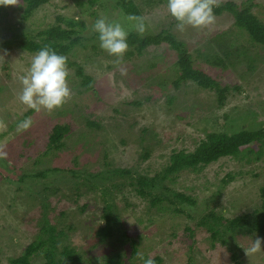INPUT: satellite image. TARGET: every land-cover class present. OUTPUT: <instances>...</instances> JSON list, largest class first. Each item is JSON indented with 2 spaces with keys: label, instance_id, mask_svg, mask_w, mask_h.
<instances>
[{
  "label": "rangeland",
  "instance_id": "obj_1",
  "mask_svg": "<svg viewBox=\"0 0 264 264\" xmlns=\"http://www.w3.org/2000/svg\"><path fill=\"white\" fill-rule=\"evenodd\" d=\"M218 1L225 0H213V3ZM231 1L241 4L246 0ZM253 2L256 6L252 12L264 22V0ZM14 3L0 7L9 12L11 23L22 22L33 31L55 22L57 15L83 19L85 37L94 32L92 25L100 17L120 23L127 32L137 31V24L143 23L142 34L173 22L167 0L145 9L141 21L119 14V10L112 7L114 0H102L99 6H91L87 0H48L24 21H20L24 0H14ZM233 22L229 13H223L214 14L213 23L203 27L185 26L184 31H179L176 23L171 28L189 51L201 48L210 36L226 30L240 51L251 59L255 66L251 72L247 69L250 62L240 56H234L233 65L225 69L200 60L196 62L222 86H228L222 106L218 105L214 90H195L190 84L176 90L169 80L159 85V80H165L167 68L176 59L175 52L166 44L149 47L141 56L127 58L124 53L117 59L104 50L93 54L90 41L83 53L78 48L77 55L69 57L93 78L94 88L81 86L75 67L67 66V82L72 95L50 112L41 108L26 115L30 108L18 98L22 91L20 78L27 74L35 54L0 48V264H10L9 259L19 256L25 245L46 238L40 222L42 198L49 205L46 217L57 229L65 228L60 241L69 243L82 254L81 264H103L105 256L117 251L131 257L135 264H144L143 257L153 261L159 257L161 261L154 264H236L232 251L219 240H212L209 233L195 228L192 237L189 236L185 227H192L193 219L149 208L131 187L111 188L117 183L115 180H106L97 187L95 181L98 179L91 180L89 175L91 181L79 180L78 190L73 185L76 179L68 171L62 177L61 173H56L34 178V182L30 180L32 177L21 183L18 181L24 173L62 165L92 173L106 167H130L135 171L131 176L134 179L138 174L153 175L167 163L172 150L192 151L205 137L204 128L233 133L250 124L243 116L250 119L254 112L255 118L264 119V46L254 44ZM6 26L2 20L0 42L9 36ZM153 61L157 67L149 68ZM138 71L142 76H138ZM235 85L239 90H235ZM168 93L179 99L170 106L165 103ZM137 100L140 104H133ZM25 119L31 120L30 126L20 128V122ZM87 119L98 122L101 128L87 126ZM213 119L217 124L214 127L211 125ZM57 123L69 124L71 134L64 140V149L55 151L54 156H46L43 152L49 132ZM91 140L89 146L87 141ZM260 146L264 150V144L254 147ZM145 148L151 150L148 158L142 157ZM227 174L232 178H227ZM56 176L61 180L55 181ZM167 185L196 200L195 205L186 206L192 216H200L211 209L228 218L242 215L261 205L264 155L249 164L230 157L220 158L199 172H182L175 182L168 181ZM102 189L108 192L107 202L113 204L112 211L120 218L121 232L131 229L139 233L132 237L136 241L134 255L127 242L119 244L112 238L116 247L109 246L95 234L97 228L105 224ZM34 191L38 192L40 201ZM256 238L264 240V236L257 234L238 236L234 243L239 249L236 250L238 264H264V250H251ZM43 261L44 255L40 252L32 257L30 264Z\"/></svg>",
  "mask_w": 264,
  "mask_h": 264
},
{
  "label": "trees",
  "instance_id": "obj_2",
  "mask_svg": "<svg viewBox=\"0 0 264 264\" xmlns=\"http://www.w3.org/2000/svg\"><path fill=\"white\" fill-rule=\"evenodd\" d=\"M47 1L48 0H24L20 21H24L32 16L33 13L40 9ZM101 1L102 0H87L91 6H99ZM80 2L81 4L84 3L83 1ZM161 2H163V0H143L141 3L136 2V0H114L112 7L118 9L120 12L119 14H122L123 17L135 18L141 21L145 9L157 6ZM254 6H256V3H254L253 0H246L241 4L231 0L218 1L213 3V13L215 15L229 13L234 20L233 24L235 28L238 29L240 33L246 34L254 44L264 46V22L252 12ZM8 13L6 8L0 7V22L2 20L6 22L7 26L5 30L9 35L7 39L0 42V48L5 51L16 48L36 54L40 49L48 47L58 54L67 57V66L75 67L76 75L81 79V86L85 89L94 88L93 78L86 75L84 68L69 57L70 55L76 56L78 48H81L82 52L90 41L92 42L90 49L93 54H97L103 50L99 46L97 33L93 32L88 37L83 35L86 30L85 21L83 19L78 16L63 17L57 15L55 22L53 21L43 29L33 31L28 30L22 22L11 23L13 20L8 19L10 17ZM172 21L173 22L166 27L159 29L157 26L153 27V32L145 34L129 30L127 37L129 47L125 52L126 57L141 56L149 47L166 44L168 49L175 52L176 59L167 68L168 73L165 80H159V85L163 86L164 82L169 80L172 87L176 90H181V88L186 87L188 84L194 85L195 90H214L216 92V101L219 106H222L224 104L226 92L228 91V86H222L219 80L208 74L207 71L201 66H198L196 62L200 60L207 64L225 69L233 65L234 56H240V59L243 58L250 62L247 69L251 72L255 68L253 63H251V59L247 54L240 51L239 46L236 45L231 34L226 30L218 31L210 36V38L203 43L201 48L197 47L193 51H189L184 41L178 39L175 33L171 31V28L177 23L174 18ZM155 67H157L156 62L153 61L149 64V68ZM141 71H138V76H142ZM235 90H239V86L235 85ZM178 100V97L174 94L168 93L165 95V103L168 106L173 105V103ZM133 104L139 105L140 101H133ZM32 112L33 109H30L26 115ZM251 115L252 118L250 119L243 116L244 120H248L250 123L248 127H244L233 133H228L224 130L209 131V128H204L205 137L199 141L192 151L172 150L168 156L167 163L153 175L138 174L134 179L131 176L135 171H132L130 167H116L111 169L106 167L101 169L98 173H92L80 168L64 167V165H62V167L44 168L34 173H24L19 177L18 181L21 183L25 181L27 177H32L30 180L34 182V178L47 177L46 175L48 174L56 175V173H61L59 176L62 177L63 173L68 171L71 177L76 179L73 185H75L76 190H78V186L80 185L79 180H85L87 182V180H90L88 179L89 175L91 176V180L98 179L95 181V186L97 187L104 184L106 180H115L117 183L111 185V188L121 189L124 186L131 187L136 195L148 203L149 208L158 209L159 211L162 210L164 212L168 210L177 216L183 215L188 219H193L194 225L192 227L189 225L185 227L186 232L190 233L189 236L192 237L195 228L209 233L212 240H219L221 244L232 251V259L238 264L237 258L239 253L236 250L239 249H237L238 247L234 244L238 236L245 234L264 236V187H261L260 191L262 199L260 207L253 209L251 212L228 218L217 213L216 210L211 209L200 216L198 215V217L192 216L186 211V206L195 205L196 200L182 191L169 187L167 182H175L179 174L184 171L199 172L209 164L224 157L234 158L241 162L244 161L247 164L260 160L264 155V150L261 146L257 149L254 146L258 143L260 145L264 144V119L255 118L254 112H252ZM212 121L213 123H211V125H213V127L217 125L215 119ZM86 123L89 127L101 128L100 124L96 121L87 119ZM144 131L146 130L144 129ZM70 134L71 130L69 124H55L49 132L46 149L43 154L46 156L53 154L54 156L55 151L64 149V140ZM91 143L92 140L91 142L87 141L89 146ZM88 145L86 148L89 147ZM150 152L151 150L149 148H145L142 157L148 158ZM105 164L106 163H103L104 166H107ZM227 178L232 177L230 174H227ZM54 179L55 181L61 180L58 176ZM225 181H227V179L224 180V182ZM106 190L108 191V188ZM34 192L39 200L41 197L39 198L38 192ZM101 192L105 199V206L102 210V218L105 224L97 228L95 233L96 236L101 239L102 242L105 240L109 243V246L114 247H116V245L114 244V240L112 241V238H116L115 242L117 241L119 244H125L127 242L131 248V255H134L136 252V241L132 237L139 236L138 231L123 229L121 232L120 218L117 214L113 213V204L107 202L106 199L108 192L106 193L105 189H102ZM48 206L45 199L42 198L39 207L42 214L40 222L42 223L41 230L46 233V238H39L38 241L25 245L19 256L9 259L10 264H30L32 257L40 252L44 255L42 264L82 263V254L78 253L69 243H62L60 241L59 238L65 235V228L57 229L46 217ZM143 259L147 260L148 258L143 257ZM160 261L159 257L154 258V262L159 263ZM103 264L135 263L131 261V257L124 256L117 251L115 253L113 252L111 256H105Z\"/></svg>",
  "mask_w": 264,
  "mask_h": 264
},
{
  "label": "clouds",
  "instance_id": "obj_3",
  "mask_svg": "<svg viewBox=\"0 0 264 264\" xmlns=\"http://www.w3.org/2000/svg\"><path fill=\"white\" fill-rule=\"evenodd\" d=\"M15 4L14 0H0V5ZM169 14L177 21V29L184 31L185 26L199 28L213 23V0H167ZM92 31L98 34L99 46L109 55L120 59L128 50V32L120 23L98 18L92 25ZM137 31L144 32L143 23L137 24ZM67 57L48 47L40 49L31 60L27 74L22 76V91L19 100L28 108L39 111L41 108L52 111L59 108L72 95L68 86ZM31 120L25 119L19 127L26 129ZM264 240L256 238L252 251L258 252ZM143 259V258H142ZM144 264H154L152 259L144 260Z\"/></svg>",
  "mask_w": 264,
  "mask_h": 264
}]
</instances>
